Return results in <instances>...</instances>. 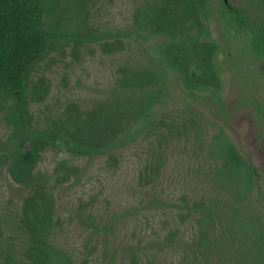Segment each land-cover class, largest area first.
I'll return each instance as SVG.
<instances>
[{"label":"trees","instance_id":"obj_1","mask_svg":"<svg viewBox=\"0 0 264 264\" xmlns=\"http://www.w3.org/2000/svg\"><path fill=\"white\" fill-rule=\"evenodd\" d=\"M91 1L0 0V171L20 191L0 214V264H89L98 245L109 263L118 254L119 264H161L163 249L177 247L169 264H264L262 178L226 132L223 95L228 75L238 93L233 108H248L261 133L264 0H139L123 26L104 30L90 21ZM83 50L129 55L102 96L48 108L40 62L77 63ZM175 95L178 103L167 107ZM37 104L43 110L34 111ZM202 108L214 109L218 121ZM141 141L140 189L156 183L166 150L180 141L193 144L199 158L191 187L175 200L149 195L106 222L92 212L94 197L78 199L67 219L90 235L77 259L57 242V190L79 183L93 160L116 169L120 151ZM45 151L59 155L49 172L38 168ZM149 208L172 213L155 241L108 247L118 218Z\"/></svg>","mask_w":264,"mask_h":264},{"label":"rangeland","instance_id":"obj_2","mask_svg":"<svg viewBox=\"0 0 264 264\" xmlns=\"http://www.w3.org/2000/svg\"><path fill=\"white\" fill-rule=\"evenodd\" d=\"M138 1L92 0L89 8L90 21L100 30L121 27L128 21L130 10ZM128 55V51L110 56L100 54L96 50L92 54L83 50L80 61L77 63L64 64L56 57H54L55 64L48 61L40 62L37 72L43 73L50 83V90L44 103L48 108H56L66 100H76L81 105H87L91 99L104 94L110 85L115 66L124 61ZM68 60L70 57L66 55L65 61ZM223 81L226 104L225 123L228 125L226 132L238 151L247 155L256 167L262 178L264 193V127L259 133L258 124L248 108L243 110L233 108L238 97L237 88L235 85L232 86L230 81L228 83V75L223 76ZM257 93L264 103V80L257 88ZM176 98L175 95L174 101L167 104V107L177 104ZM32 109L43 110V104L33 105ZM212 110L202 108L207 119L218 121L216 112ZM193 149V144L190 142L185 146L181 141L171 144L166 150L167 159L162 167L161 175L150 189H140L136 183V172L146 156V144L143 141L120 151L119 163L114 170L105 169L100 159L89 162L79 183L72 186L64 184L57 190L56 212L62 221L57 242L73 253L77 259L80 258L79 251L82 250L86 237L90 235L89 230L84 229L75 219H67V215L72 212L78 199L86 201L90 196L94 197L92 212L104 222L108 221L113 214L118 216L129 207H139L149 195L175 200L179 193L185 189L188 191L191 187L188 180L195 175V165L199 163L198 155ZM57 158L59 155L45 151L38 168L49 172ZM75 162L81 166L85 164L84 159H78ZM19 192L18 187L9 180L6 173L0 171V214L18 203ZM171 215L172 213L161 212L158 208H149L118 218L108 237V247L117 245L121 247L128 242H138L141 246L149 245L150 242L155 241L157 234L165 230L162 228L164 221L172 224ZM180 233L185 239L189 230L186 226H182ZM93 242L94 239L89 244ZM145 251L148 252L146 249ZM101 253V246L98 245L90 256L89 264H119L121 260L117 254L115 261L109 263L107 259H103ZM178 253L177 247L164 248L159 254L160 263L169 264L170 261L175 263L173 259Z\"/></svg>","mask_w":264,"mask_h":264},{"label":"water","instance_id":"obj_3","mask_svg":"<svg viewBox=\"0 0 264 264\" xmlns=\"http://www.w3.org/2000/svg\"><path fill=\"white\" fill-rule=\"evenodd\" d=\"M224 1H226V0H224Z\"/></svg>","mask_w":264,"mask_h":264}]
</instances>
